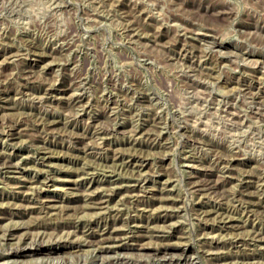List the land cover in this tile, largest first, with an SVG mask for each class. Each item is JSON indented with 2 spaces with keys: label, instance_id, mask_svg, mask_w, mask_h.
Masks as SVG:
<instances>
[{
  "label": "rangeland",
  "instance_id": "374dc122",
  "mask_svg": "<svg viewBox=\"0 0 264 264\" xmlns=\"http://www.w3.org/2000/svg\"><path fill=\"white\" fill-rule=\"evenodd\" d=\"M63 261L264 264V0H0V264Z\"/></svg>",
  "mask_w": 264,
  "mask_h": 264
},
{
  "label": "bare ground",
  "instance_id": "6f19581e",
  "mask_svg": "<svg viewBox=\"0 0 264 264\" xmlns=\"http://www.w3.org/2000/svg\"><path fill=\"white\" fill-rule=\"evenodd\" d=\"M77 252V251H76ZM190 258V257H189ZM193 260V259H192ZM193 262V261H192ZM117 263V262H116ZM115 263V264H116ZM121 263V262H120ZM127 263V262H126ZM61 264H74V263H72V262H70V261H63V262H61ZM93 264H108L107 262H103V261H101V262H95V263H93Z\"/></svg>",
  "mask_w": 264,
  "mask_h": 264
}]
</instances>
